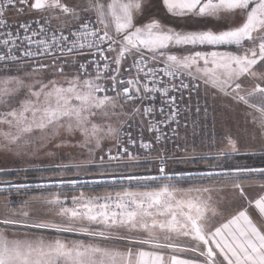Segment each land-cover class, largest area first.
<instances>
[{
    "label": "snow or ice",
    "instance_id": "obj_1",
    "mask_svg": "<svg viewBox=\"0 0 264 264\" xmlns=\"http://www.w3.org/2000/svg\"><path fill=\"white\" fill-rule=\"evenodd\" d=\"M201 86L244 106L235 133ZM49 146L79 158L29 163ZM0 151L26 165L3 192L60 189L41 197L56 219L4 201L0 264H264V222L244 208L216 226L203 195L229 181L264 214L240 182L264 188V0H0ZM97 185L119 190L81 191Z\"/></svg>",
    "mask_w": 264,
    "mask_h": 264
},
{
    "label": "rangeland",
    "instance_id": "obj_2",
    "mask_svg": "<svg viewBox=\"0 0 264 264\" xmlns=\"http://www.w3.org/2000/svg\"><path fill=\"white\" fill-rule=\"evenodd\" d=\"M81 4H86V0H81ZM17 18L15 16L10 17V22L15 21ZM20 22H23L22 20ZM181 26H187L190 29H195L199 27L200 25L195 21H186L182 22ZM202 87L201 90V102H207V104L210 106L209 110L210 112H213L214 115H216L218 118L223 117V119H218L215 126V131L219 134H222L224 130H231L233 133H235L236 128L235 125L242 124L243 123V112H244V106H234L232 105V102L222 97L221 95L217 94V90L208 87L206 90ZM206 92V95H205ZM24 92L21 91L18 94L19 98H23ZM232 121V123H226V121ZM221 124H224V128H221ZM249 128L252 127L251 124L248 125ZM46 151H52L56 153L55 157H49L45 154ZM38 159L31 160L29 163L37 164V165H49L54 163H60L61 161L67 163L71 158H79L77 156V149L75 148H61V149H55L49 146L47 149L42 150L37 153ZM26 167L24 163H21L20 160L14 159L12 156L4 153L3 151H0V168H6V169H16L14 172H6L3 175H8L12 173L19 172V175H25L23 172V169ZM31 173H36V176H52V172H37V171H30L27 173V176ZM2 175V176H3ZM68 177H74V171H68L65 173ZM1 177V176H0ZM33 177H28L29 181H32ZM244 185L245 193L248 195L250 199L254 198L257 194V190L260 188L258 186V178L250 179V180H241L240 181ZM223 184L228 185L227 187H223L221 184H217L215 186L208 185L209 187H222L220 191H214L212 194V200L216 205H220V209L228 205L227 207H236L237 209L242 208L243 205L248 206L245 201L242 203V198H240L238 191L233 190L231 187V183L229 181H223ZM255 186H257L255 188ZM188 187V186H187ZM119 190L118 188H100L95 190H84L81 189V191H84L87 195H99L104 192H111ZM60 191V189L56 190H48V191H42L38 193H14L9 195H0V208H3L4 201L5 200H11L12 207L14 209H18L20 207H24L25 211H28L31 217L34 218H51L56 219L55 212L56 208L51 207L49 205H46L42 202L41 197L47 196L50 192H56ZM65 192H69L68 189H64ZM72 194H78L69 192V195ZM35 197V199H33ZM214 197V199H213ZM23 201H28L29 203L27 205H22ZM239 207V208H238ZM221 216V215H220ZM222 217V216H221ZM216 219H220V217L216 216L211 218L212 223H216ZM218 222V221H217ZM19 231H26L28 233L30 232H38L43 234H53L56 235V233L51 231H41V230H30V229H19ZM65 236H71V234H65ZM71 238H77V237H71ZM120 248H123L124 245H117Z\"/></svg>",
    "mask_w": 264,
    "mask_h": 264
},
{
    "label": "crops",
    "instance_id": "obj_3",
    "mask_svg": "<svg viewBox=\"0 0 264 264\" xmlns=\"http://www.w3.org/2000/svg\"><path fill=\"white\" fill-rule=\"evenodd\" d=\"M257 186H255V188H256ZM215 188H217V187H215ZM219 189H222V187H218ZM215 191V190H214ZM214 191H212V192H210V193H207V194H203V195H205V196H212V194L214 193ZM261 193H264V188H259L258 190H257V194L255 195V197L254 198H252L253 200H255L256 198H258L259 197V195L261 194ZM212 198V197H211ZM213 199H214V197H213ZM244 202V200H242V203ZM211 203H212V205L217 209V212L219 213V215H217V217L219 216L220 217V219H216V223L214 222L213 224L214 225H216V226H218V224L220 223V222H225L227 219H229V218H231V216L232 215H234L236 212H238V211H240V210H242V209H244V208H247L248 209V212H249V215L253 218V220L255 221V222H257L258 224H260V223H262V222H264V219H262V217H264V214H261V213H259L258 212V210L254 207V206H250V207H247L246 205H243V207L242 208H239V209H237L236 207H231L230 206V208H228L227 206L229 205H226L225 207H223L222 209H220L221 207H220V205L218 206V205H216V203H214V201L212 200L211 201ZM222 217H221V216ZM218 221V222H217ZM24 232H26V231H19V233H24ZM28 233V232H27ZM30 236H39V235H44L45 237H47V238H52V237H54L55 235H53V234H43V233H38V232H30V233H28ZM18 238H23V235H18Z\"/></svg>",
    "mask_w": 264,
    "mask_h": 264
},
{
    "label": "trees",
    "instance_id": "obj_4",
    "mask_svg": "<svg viewBox=\"0 0 264 264\" xmlns=\"http://www.w3.org/2000/svg\"><path fill=\"white\" fill-rule=\"evenodd\" d=\"M236 160L238 162H241V163H248V164H254L255 166H260L259 157L249 158V157L237 156ZM33 176H36V173H31V174L28 175V177H33ZM0 178L5 179V180H13V181L19 182L17 173L3 175ZM254 178H256V177L242 178L241 180H250V179H254ZM187 186H189V185H187V184H182L181 185V187H187ZM100 188H113V187L107 186V185H97V186H94V187H91V188L85 187L83 189L84 190H95V189H100ZM48 190H56V188H49L47 190L31 189V190H28V191H21L19 193H38V192L48 191ZM14 193H17V192H12L11 194H14ZM0 195H9V193L0 191Z\"/></svg>",
    "mask_w": 264,
    "mask_h": 264
},
{
    "label": "water",
    "instance_id": "obj_5",
    "mask_svg": "<svg viewBox=\"0 0 264 264\" xmlns=\"http://www.w3.org/2000/svg\"><path fill=\"white\" fill-rule=\"evenodd\" d=\"M0 191H2V190H0Z\"/></svg>",
    "mask_w": 264,
    "mask_h": 264
}]
</instances>
